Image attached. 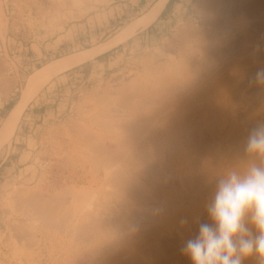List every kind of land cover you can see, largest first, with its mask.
I'll use <instances>...</instances> for the list:
<instances>
[{
  "label": "rangeland",
  "instance_id": "rangeland-1",
  "mask_svg": "<svg viewBox=\"0 0 264 264\" xmlns=\"http://www.w3.org/2000/svg\"><path fill=\"white\" fill-rule=\"evenodd\" d=\"M31 1L35 3L31 4ZM155 1L0 0V126L10 111L8 104H15L19 100L30 74L51 60L111 39L131 21L143 15ZM167 5L165 14L161 13L148 28L138 29L132 37L111 50L56 74L24 111L11 143L0 150V264H141L145 261V264H191L183 255L182 248L188 239L197 235L201 223L210 222L207 211L199 222L196 220L211 201L216 187V183H211L202 172L213 164L209 171L216 175L218 169L224 172L227 166L247 160L244 151L247 135L257 123L264 122V85L251 82L255 72L264 68V0H173L169 7ZM214 23L220 24L217 26L220 28L218 33L213 32ZM225 37L229 38V43L224 42ZM165 103L170 105L166 106ZM106 114L112 116L110 119H114V123H117V118L121 122L117 124L122 125V128L115 124L121 129L113 127V122L106 118ZM105 118L109 120V124L112 123L111 127H107L109 124ZM129 118L130 120H123ZM136 119L139 121L136 122ZM130 122L134 124L131 126ZM76 123L79 128H86L82 134L92 133L93 130L98 141L105 138L112 141V138L123 134L119 142L112 141L113 146L117 147L112 149L114 152L110 159L113 160L109 162L108 159L109 164L102 160L100 168L93 163L94 167L82 152L79 156H83V163H89L90 166L85 163L82 169V163L80 166L77 161L75 164L60 161L64 167L59 170L55 165L52 166L51 163L56 162L58 157L49 158L42 150L45 147L41 141H50L49 130L58 127L61 133L64 130L62 140L67 142L70 139V145H80L71 138L74 137L72 128ZM114 128L116 132H113ZM240 128L245 133L239 132ZM111 129L113 131H108ZM135 135L136 140H141L135 142ZM148 137L154 139L153 141L151 138L154 144L149 142L151 139ZM191 137L196 140V145H193L194 140L190 141ZM127 143L131 146L128 144L124 148ZM135 144L146 145L151 151L147 152L152 155L146 153L147 157L144 152L141 154L148 159H139L138 155L141 154L138 149V163L137 159L134 160L136 156L132 155L135 154L132 153ZM83 147L84 150L89 149L86 145ZM128 155H132L130 159H127ZM99 160L97 162L101 165ZM112 161L115 165L120 163L118 171L124 166V170L128 168L124 172L130 174L119 171L124 174L118 175L126 174L127 177H120H130L128 180H132L133 186L126 182L122 184L121 181L125 179L115 178L121 182L117 183L114 177L116 183L114 180L111 183L112 179L109 180V173L105 171L108 167L105 169L103 165L107 162L105 166H112ZM122 162L127 165L132 162L134 166L131 163L129 167L122 166ZM141 164L144 165L143 168H140ZM78 178L85 179L79 181ZM132 178L137 182L134 184L140 183L143 187L139 184V189L136 188ZM41 182L43 183L40 184ZM62 182L67 190L65 187L61 189ZM6 183L15 185V188L11 185L9 189H5ZM128 185L134 189H128ZM38 186L40 189L44 186V192L58 190L55 193H45L49 196L51 192L58 193L59 198L56 199L59 203L53 204L58 206H54L53 211L51 208L49 215L53 219L49 218V221L46 219L49 209L43 210L46 214L41 212L37 216L31 210V203L23 202L26 192L39 190ZM30 188L33 190L30 191ZM106 190L107 193L102 192ZM133 192L135 193L132 194ZM8 197L10 201L7 204L4 199ZM65 197L66 200L63 199ZM152 197H157L158 201H153ZM97 202L99 205H96ZM138 203H142L141 207ZM149 204L161 210L158 226L155 228L173 232L177 244L172 240L159 241V233L155 231L151 234L154 221L151 211L147 212V208L151 206ZM102 207L103 212L100 209ZM132 207L133 210L130 211ZM134 207H138L139 211ZM91 208L93 210L89 211ZM120 212L124 214L121 213V217ZM99 216H103V219ZM133 218L143 223L140 224ZM42 219L43 222L47 221L43 223ZM84 221L87 222L85 226ZM24 222L29 223L28 226ZM117 225H121L119 227L122 229ZM124 225L126 227H122ZM106 228L111 231L112 236ZM141 229L146 232L148 230V233L140 231ZM151 237L153 240L157 237L158 241H153ZM145 238L149 239L145 241ZM157 242L161 243L157 245ZM141 248L148 252H143ZM245 264L258 262L253 257L245 261Z\"/></svg>",
  "mask_w": 264,
  "mask_h": 264
},
{
  "label": "bare ground",
  "instance_id": "bare-ground-1",
  "mask_svg": "<svg viewBox=\"0 0 264 264\" xmlns=\"http://www.w3.org/2000/svg\"><path fill=\"white\" fill-rule=\"evenodd\" d=\"M168 1L169 0H156L152 5H151V7L143 14V15H141L140 17H138L136 20H133V21H131L127 26H125L124 28H122V30L120 31V32H118V34H116L114 37H112L111 39H109V40H107V41H105V42H102V43H100V44H97V45H94V46H92V47H90V48H86V49H82V50H79V51H77V52H74V53H71V54H68V55H65V56H62V57H59V58H56V59H54V60H51V61H49L48 63H46L45 65H43L42 67H40V68H38L36 71H34L32 74H30V76H29V78H28V81H27V84L24 86V88H23V93H22V95H21V97L19 98V100L14 104V106L11 108V110L9 111V113H8V115L6 116V118L3 120V122H2V125L0 126V150L4 147V146H6V145H9L10 143H11V141H12V138H13V136H14V134H15V132H16V130H17V127H18V124H19V122H20V119H21V117H22V115H23V113H24V111L26 110V108L28 107V105L30 104V102L34 99V97L38 94V92L42 89V87H44V85L46 84V83H48L56 74H58V73H60V72H62V71H65V70H67V69H69V68H72V67H74V66H77V65H79V64H82V63H84V62H87V61H89V60H92V59H94L96 56H98L99 54H102V53H104V52H106V51H108V50H111L112 48H114V47H116V46H118L119 44H121V43H123V42H125L126 40H128L130 37H132L135 33H136V31L138 30V29H146V28H148L150 25H152L157 19H158V17L161 15V13H162V11H163V9L165 8V6H166V4H168ZM29 2V4H30V1H28ZM34 4L35 3V1L33 2V1H31V4ZM24 4H25V2H24ZM26 5V4H25ZM37 8H38V6H37ZM36 8V9H37ZM40 8V7H39ZM213 9V8H212ZM215 9V8H214ZM257 9V8H256ZM216 10V9H215ZM40 11H41V9H40ZM39 11V12H40ZM257 11V10H256ZM38 12V11H37ZM214 13V12H213ZM212 14V13H211ZM40 15H41V13H40ZM44 15V14H43ZM215 15H217V13L215 14ZM203 16V15H202ZM213 15H211V17H212ZM261 16H263V15H261ZM217 17H218V15H217ZM258 17V16H257ZM260 17V16H259ZM205 18V17H204ZM213 18V17H212ZM207 19V18H206ZM206 19H205V21H206ZM209 19V18H208ZM207 19V20H208ZM215 19V18H214ZM213 19V20H214ZM219 19V18H218ZM223 19V18H222ZM217 20V19H216ZM215 20V21H216ZM226 20V19H225ZM264 20V19H263ZM263 20H261V21H263ZM209 21V20H208ZM208 21H206V23L208 22ZM220 21V19L218 20V22ZM226 21H228V20H226ZM230 21V20H229ZM259 21V20H258ZM210 23H211V21H209ZM213 22V21H212ZM217 22V23H218ZM257 22V21H256ZM217 23L215 24V26H214V24H212L213 26V32H215V33H218L220 30V28H218L219 27V25H217ZM229 23V22H228ZM227 24V23H226ZM226 24H225V26H226ZM256 24V23H255ZM259 25V24H258ZM218 26V27H217ZM221 27V26H220ZM258 27V26H257ZM222 28H224V25L222 26ZM223 38V37H222ZM222 38H221V40H222ZM227 39H229V38H224L223 40H224V42L226 41V42H228V40ZM231 39V38H230ZM263 39V38H262ZM213 40V39H212ZM222 40V41H223ZM264 41V40H263ZM224 42H222V44H225L226 45V43H224ZM221 43V42H220ZM229 43V42H228ZM224 45V46H225ZM222 47V46H221ZM222 49V48H221ZM222 51V50H221ZM225 55H227V54H225ZM228 59V58H227ZM225 62V61H224ZM218 72V71H217ZM214 73H216V72H214ZM14 83V82H13ZM167 103V102H166ZM166 103H165V105H166ZM172 104H173V102H171ZM162 104H164V103H162ZM162 104H161V106H162ZM164 105V106H165ZM167 105H170V103L169 104H167ZM166 105V106H167ZM163 106V107H164ZM159 107H160V105H159ZM162 108V107H161ZM174 110H175V107H174ZM108 111V110H107ZM110 114V113H109ZM107 115L106 116V118H109V120H111L112 121V119H110L112 116H114L113 114H110V115H112V116H110V115ZM115 114V113H114ZM117 114V113H116ZM139 114V113H138ZM176 114V113H175ZM125 115V114H124ZM127 115V114H126ZM100 116V115H99ZM108 116H110V117H108ZM128 116V115H127ZM127 116L125 117V118H127ZM140 116H141V114H140ZM140 116H138V118H140ZM239 116V115H238ZM115 117H116V115H115ZM119 117V116H118ZM123 117V116H122ZM133 117V116H132ZM132 117H130L131 119H132ZM136 117V116H135ZM141 117H144L145 118V116H141ZM100 118V117H99ZM102 118H104V117H102ZM105 118V120L107 121L108 119H106ZM114 118V117H113ZM120 118V117H119ZM130 118L129 119H123V120H130ZM101 119V118H100ZM140 119H142V118H140ZM241 119V118H240ZM94 119H92V121H93ZM109 120H108V124H109ZM121 120V119H120ZM95 121V120H94ZM93 121V122H94ZM103 120L101 119V122H102ZM105 121V122H106ZM132 121V120H131ZM139 121V120H138ZM137 121V119H136V122H138ZM242 121V120H241ZM77 122V121H76ZM101 122H98V123H101ZM113 124H112V126L114 127L115 125H118L117 123H119L118 122V120H117V118H116V122L117 123H114V119H113ZM125 122V121H124ZM135 122V123H136ZM143 122H145V120L143 121ZM235 122V121H234ZM237 122V121H236ZM104 124V123H103ZM111 124H109L107 127L109 128V126L111 125ZM115 124V125H114ZM120 124H121V122H120ZM118 125V126H122V125ZM130 124H131V122H130ZM129 124V125H130ZM134 124V122H132V124H131V126ZM235 124V123H234ZM78 125L79 124H75L74 125V127L72 128V133H73V136L74 137H72L71 136V138L73 139V140H75L77 143H80V145H78L77 146V144H76V142L74 143V144H76V145H70V139H67L68 141H69V143H67L65 140H62V136L61 135H63L62 133H63V131L64 130H62V133L60 132V130L58 129V127L56 128V129H51V130H49L50 132V137H51V140L49 141V140H42L41 141V143L44 145V149H42V150H44V152H46L47 154H48V156H49V158H52V156H55V157H58V160L56 159V162H53V161H50V162H53V163H51L52 164V166L53 165H55L56 166V169H61V167L63 168L64 166H63V164L61 163L62 161L65 163V162H76L77 161V163L78 164H80V166H81V163H82V166L80 167V168H82L83 166L85 167V163L86 162H84L83 163V161L84 160H82L83 159V156H79V154H82V152L84 153V154H86L87 155V157L90 159V163H92L91 165H93V163H95V165L97 164V168H100L99 166H102V160H105V161H107L108 159V161L110 162L111 160H113V159H110V156L111 155H113L112 154V152H114V150L112 151V149H114L113 147H117L116 145L115 146H113V142L112 141H117V142H119L118 140H121V136L123 135V134H121V136H117V135H115V136H117V137H115V136H113V137H115V139L114 138H112L113 140L112 141H108L109 139H106L105 137V135L103 136V138H105V139H101L102 137H101V135L99 136L98 135V137H100V141H98L95 137H96V135L93 133V130H91L92 131V133L90 132V133H86V134H82L83 133V130L85 129L86 130V128H79L78 127ZM101 125L102 124H100V126L99 127H101ZM107 125V124H106ZM128 125V126H129ZM145 125V124H144ZM149 125V124H148ZM241 125V124H240ZM118 126H115L116 128L118 127ZM130 126V127H131ZM135 126V125H134ZM146 126V125H145ZM144 126V127H145ZM247 126V125H246ZM107 127H106V129H107ZM111 127V126H110ZM120 127H118V128H120ZM248 127V126H247ZM122 128V127H121ZM120 128V129H121ZM129 128V127H128ZM132 128V127H131ZM139 128V127H138ZM148 128V127H147ZM146 128V129H147ZM246 128V127H245ZM249 128V127H248ZM71 129V128H70ZM130 129V128H129ZM134 129V128H133ZM133 129H131L132 130V132H133ZM136 129H137V127H136ZM139 129H141V128H139ZM150 129H151V127H150ZM114 130H115V128H114ZM119 130V129H118ZM138 130V129H137ZM136 130V131H137ZM154 129H152V131H153ZM243 130V128H240V129H238V131L240 132V131H242ZM108 131H113L112 129L111 130H108ZM129 131V130H128ZM142 131V130H141ZM141 131H139V132H141ZM144 131V130H143ZM146 131V130H145ZM148 131V130H147ZM150 131V130H149ZM66 132H68L67 130H66ZM89 132V131H88ZM113 132H116V130L115 131H113ZM130 132V131H129ZM151 132V131H150ZM149 132V133H150ZM154 132V131H153ZM98 133V132H97ZM105 133V132H104ZM124 133H126V132H124ZM137 133V132H136ZM236 133H237V130H236ZM242 133H245V132H243L242 131ZM67 134V133H66ZM71 134V133H70ZM134 134V133H133ZM143 134H144V132H143ZM156 134V133H155ZM191 134V133H190ZM239 134V133H238ZM68 135V134H67ZM130 136H132L131 134H129ZM128 135V136H129ZM149 135V134H148ZM151 135H152V133H151ZM108 136V135H107ZM136 136V135H135ZM144 136H146V133L144 134ZM68 137H69V135H68ZM109 137V136H108ZM141 137H142V135H141ZM157 137V136H156ZM155 137V141L157 140V142H158V139ZM63 138H64V136H63ZM70 138V137H69ZM117 138H119V139H117ZM127 138V137H126ZM136 138H137V136L135 137V138H133L134 139V141L135 142H138V141H140L139 139H137L136 140ZM142 138H144V137H142ZM146 138V137H145ZM144 138V139H145ZM149 139H151L150 137H148ZM153 138H154V136H153ZM152 138V139H153ZM191 138H193V137H191ZM191 138H189L190 139V141L192 140H194V138L193 139H191ZM228 138V137H227ZM132 139V140H133ZM152 139L149 141V142H152L153 143V141H154V139H153V141H152ZM188 139V138H187ZM188 139V140H189ZM51 143V145H49L50 143ZM115 141V142H116ZM123 141V140H122ZM134 141H132V142H134ZM147 141V140H146ZM53 142V143H52ZM85 142V143H84ZM114 142V143H115ZM123 142H125V141H123ZM129 143H130V140L128 141ZM131 142V143H132ZM189 142V141H188ZM194 143H193V145L195 144L196 145V140H194L193 141ZM46 143H49V144H46ZM129 143H127V145H126V147H124V148H127V146H128V144ZM54 144V145H53ZM83 144V145H82ZM124 144V143H123ZM125 144H126V142H125ZM149 144V143H148ZM154 144V143H153ZM84 145H86V146H88L89 147V149H87V150H84L85 148L83 147ZM121 145H122V143H121ZM136 145V144H135ZM133 146V151H132V153H135V154H132L133 155V157L134 156H136L135 157V159L134 160H138V156H139V159H141V158H143V157H148V155H152L151 153L149 154V152H151V151H149L146 147V145H144V146H142V144H138L140 147H138V145H136V146ZM156 145V144H155ZM155 145H154V147H155ZM158 145H159V143H158ZM157 145V146H158ZM71 146V147H70ZM129 146H131V144H129ZM191 146V145H190ZM47 147H50V149H48ZM69 147V148H68ZM83 147V149H81V148ZM135 147V148H134ZM136 147H137V149H136ZM194 147V146H193ZM119 148V147H118ZM150 148V147H149ZM153 148V147H152ZM151 148V149H152ZM53 149V150H52ZM79 149H81L80 151H79ZM123 149V148H122ZM138 149H139V151H142V152H139L138 151ZM141 149V150H140ZM143 149H145V151L143 150ZM79 152H78V151ZM91 150H92V152H91ZM116 150V149H115ZM136 150V151H135ZM118 151V150H117ZM120 151V150H119ZM121 151H124V150H121ZM125 151H126V149H125ZM137 151H138V153L139 154H141V153H144L145 152V155L146 156H144L143 154H141V156L140 155H138L137 156ZM147 151H149V152H147ZM130 152V151H129ZM155 152V151H154ZM223 152V151H222ZM41 154H42V152H40ZM75 153H76V155H75ZM111 153V154H110ZM116 153V152H115ZM114 153V154H115ZM148 155H147V154ZM224 153V152H223ZM39 154V153H38ZM120 154V153H119ZM126 154H128V153H125V155ZM123 155V154H122ZM121 155V156H122ZM130 155V154H129ZM128 155V158L127 159H130L131 158V156H129ZM155 156V155H154ZM54 157V158H55ZM79 157H82V158H79ZM125 157V156H124ZM130 157V158H129ZM132 157V158H133ZM141 157V158H140ZM146 157V159H148ZM96 158V159H95ZM101 158V159H100ZM111 158H113V156L111 157ZM114 158H115V156H114ZM152 158V157H151ZM150 158V159H151ZM76 159H79L80 160V162H79V160H76ZM93 159H94V161H93ZM100 159V160H99ZM123 159V158H122ZM121 159V160H122ZM125 159V158H124ZM123 159V160H124ZM126 159V160H127ZM154 158H152V160H153ZM195 159V158H194ZM54 160V159H53ZM86 161L88 160V159H85ZM99 160V162H100V164L101 165H99L98 164V161ZM115 160H117L116 158H115ZM125 160V161H126ZM151 160V161H152ZM61 161V162H60ZM92 161V162H91ZM107 161V162H108ZM124 161V162H125ZM139 161L140 160H138V163H139ZM150 161V160H149ZM148 161V162H149ZM154 161V160H153ZM49 162V163H50ZM89 162V161H88ZM107 162L106 163H104V167H105V169L107 168V170H105L106 171V173H107V171H108V173H109V180H111L112 182V184H113V180L115 179V178H119V179H125L124 181H121L122 182V184H123V182H124V184H125V182L126 183H128V184H130L131 183V179L130 180H128L130 177H128V179L127 178H121V177H125V175L128 173V172H124L126 169H128L127 167H126V169L124 170V168H125V166L121 169V170H119L120 172L121 171H123L124 173H126L124 176L123 175H118V174H124L123 172L122 173H119V171H118V169H119V164H117V165H115V164H112V163H114V161H112L110 164H112V166L110 165H107V166H105V164H107ZM109 162H108V164H109ZM124 162H122V166L123 165H126V166H130V165H133L132 164V162H128V165H127V163L125 164ZM134 162V161H133ZM145 162H147V161H145ZM47 163V162H46ZM77 163H76V166H77ZM129 163H131L130 165H129ZM135 163V162H134ZM142 163V162H141ZM151 163V162H150ZM155 163V162H154ZM153 163V164H154ZM195 163V162H194ZM209 163V162H208ZM75 164V163H74ZM86 164H88V166H90V164L89 163H86ZM144 164V163H143ZM143 164H141V167L140 168H143L144 167V165ZM149 164V163H148ZM152 164V165H153ZM49 165V164H48ZM67 165V164H66ZM73 165V164H72ZM72 165H71V167H72ZM142 165H143V167H142ZM145 165H146V163H145ZM152 165H151V167H152ZM196 165V164H195ZM208 165V164H207ZM213 165V164H212ZM211 164H210V167L209 168H206V169H204L205 170V172H202V173H205V174H203V175H205L204 177L206 178V179H208V180H210V182L211 183H217V181H218V178H220L222 175H223V171L221 170V169H218L219 170V172L216 174V175H212L213 173H212V171H209V169H212V166ZM52 166H50L51 167V169L52 170H54L53 168H52ZM94 166V165H93ZM134 166V165H133ZM137 166H138V164H137ZM147 166V165H146ZM154 166V165H153ZM209 166V165H208ZM208 166H205V167H208ZM42 167V166H41ZM49 167V166H48ZM66 167V166H65ZM79 167V166H78ZM92 167V166H91ZM95 167V166H94ZM136 167V166H135ZM148 167V166H147ZM193 167V166H192ZM204 167V168H205ZM89 167H87V169H88ZM93 168V167H92ZM134 168V167H133ZM139 168V169H140ZM153 168V167H152ZM151 168V169H152ZM66 169V168H65ZM83 169V168H82ZM90 169V168H89ZM131 169V168H130ZM197 169V168H196ZM50 170V169H49ZM58 170H55L56 172H58ZM63 170V169H62ZM69 170V169H68ZM72 170V169H71ZM91 170V169H90ZM94 170H95V168H94ZM100 170V169H99ZM102 170V169H101ZM136 170V169H135ZM138 170V169H137ZM142 170V169H141ZM147 170V169H146ZM194 170V169H193ZM192 170V171H193ZM96 171V170H95ZM129 171H131V170H129ZM155 171V170H154ZM77 172H78V170H77ZM76 172V173H77ZM80 172H81V170H80ZM90 172H92V171H90ZM94 172V171H93ZM134 172V171H133ZM194 172V171H193ZM53 173V172H52ZM60 173H61V170H60ZM71 173V172H70ZM75 173V175H77ZM140 173V172H139ZM55 174H58V173H55ZM61 174H63V172L61 173ZM86 174V173H85ZM84 174V175H85ZM105 174V172L103 173V175ZM128 174H130V173H128ZM135 174H137V173H135ZM87 175V174H86ZM85 175V176H86ZM102 175V176H103ZM107 175V174H106ZM74 176V175H73ZM89 176V175H88ZM101 176V177H102ZM117 176V177H116ZM121 176V177H120ZM131 176H133V174L131 175ZM138 176H139V174H138ZM56 177V176H55ZM78 176H76V178H77ZM81 177V176H80ZM82 177H84V176H82ZM108 177H107V181H108ZM113 177H114V179H113ZM126 177H127V175H126ZM143 177V176H142ZM148 177V176H147ZM150 177V176H149ZM148 177V178H149ZM204 177H203V179H204ZM47 178V177H46ZM106 178V177H105ZM111 178V179H110ZM147 178V179H148ZM59 179V178H58ZM79 179V181H83L84 179L83 178H78ZM86 179H87V177H86ZM126 179L128 180V181H130V182H128V181H126ZM133 179V184L136 182L135 180H134V178H132ZM116 180V179H115ZM115 180H114V182H115ZM145 180H146V178H145ZM205 180V179H204ZM41 181V180H40ZM65 181V180H64ZM73 181V180H72ZM117 181V183L119 182V183H121L120 182V180L118 181V180H116ZM48 182V181H47ZM140 182H142V181H140ZM203 182H205V181H203ZM209 182V183H210ZM43 182H41L40 184H42ZM52 183V182H51ZM57 183H58V181H57ZM63 183V182H62ZM103 183V182H102ZM105 183H106V181H105ZM116 183V182H115ZM137 183V182H136ZM210 183V184H211ZM37 184H38V182H37ZM49 184V183H48ZM56 184V183H55ZM59 184V183H58ZM70 184V183H69ZM101 184V183H100ZM107 184H108V182H107ZM140 184V183H139ZM139 184L137 185V184H134V186L136 185V188H138L139 187ZM12 186H14V188H15V185H13V184H11ZM10 185V183H6L5 185H4V187H5V189H9V187L11 186ZM74 185V184H73ZM109 185H111V184H109ZM121 185V184H120ZM120 185H118V187L120 186ZM131 185H132V183H131ZM129 186L128 185V189L131 187V188H133L134 189V187H132V186ZM142 187H143V185L142 184H140ZM18 186V185H17ZM46 186V185H45ZM63 187L61 188V189H63L64 187L66 188V190H67V187H66V185H64V183H63V185H62ZM100 186V185H99ZM101 186H102V184H101ZM125 186V185H124ZM127 186V185H126ZM36 187V186H35ZM47 187V186H46ZM61 187V186H60ZM115 187V186H114ZM13 188V189H14ZM39 190H36V191H32L31 190V188H30V191H32V192H26L27 193V195H25L24 197L22 196V192H23V190L22 191H20L21 193L19 194V195H21L23 198H24V203H31V207H29V208H31V210H33L32 212L34 213V215H37V216H39V214L41 213V212H43V210L45 209V210H47V209H49L48 211V214H46V212H43V214H46L47 216H46V219L48 220L49 218H51L52 217V215H51V217H50V215H49V213H51L50 211H51V208H53L52 209V211L55 209L54 208V206H58V205H54L53 206V204H58L59 203V201L57 202V200L56 199H59V198H57V194H53V193H55V191L57 192L58 190H55L54 192L52 191V190H49V191H52L51 192V194H50V196L48 195V193H49V191H46V192H48L47 194H45L46 192H44V190H43V188L44 189H46L44 186L43 187H41V189L39 188V186L37 187ZM49 188H51L50 186H49ZM52 188H54V187H52ZM75 188V187H74ZM97 188H98V186H97ZM96 188V189H97ZM100 188V187H99ZM122 188H123V186H122ZM136 188H135V190H136ZM59 189V188H58ZM120 189V188H119ZM139 189V188H138ZM146 189V188H145ZM17 190V189H16ZM74 190H77L76 188L74 189ZM101 190V189H100ZM124 190V189H123ZM125 190H127V189H125ZM25 191V190H24ZM65 191V190H64ZM83 191V190H82ZM81 191V192H82ZM93 191H95V190H93ZM109 191V190H108ZM128 191V190H127ZM131 191V190H130ZM134 191V190H133ZM142 191V190H141ZM140 191V193H142ZM84 192V191H83ZM101 193V191H97V193ZM102 192H106L107 193V190L106 191H102ZM74 193V192H73ZM91 193V192H90ZM106 193H105V195H106ZM135 192H133L132 194H134ZM66 194V193H65ZM81 194H84V193H81ZM131 194V193H130ZM130 194L128 195V196H130ZM139 194V193H138ZM78 195V194H77ZM88 195V194H87ZM146 195V194H145ZM12 195L10 194V197H11ZM79 196V195H78ZM77 196V197H78ZM100 196V195H99ZM139 196V195H138ZM144 196V195H143ZM64 197V196H63ZM82 197V196H81ZM85 197H86V195H85ZM89 197V196H88ZM147 197V196H146ZM83 198H84V196H83ZM82 198V199H83ZM91 198H93L92 196H91ZM97 198H99V197H97ZM103 198V197H102ZM104 198H105V196H104ZM107 198H109V197H107ZM130 198H132V197H130ZM135 198V197H134ZM133 198V199H134ZM141 198V197H140ZM9 199V197L7 198V199H4L5 201L7 200V204H8V202L10 201V200H8ZM22 199V198H21ZM62 199V198H61ZM63 199H65L66 200V197L65 198H63ZM78 199V198H77ZM81 199V198H80ZM79 199V200H80ZM101 199V198H100ZM126 199V198H125ZM147 199V198H146ZM150 199V198H149ZM13 200V199H12ZM56 200V201H55ZM64 200V201H65ZM79 200H77V204H78V201ZM95 201H96V199H94ZM98 200V199H97ZM108 200V199H107ZM109 200H110V198H109ZM130 200V199H129ZM152 200L153 201H155V202H157L158 201V198L156 197H152ZM62 201V200H61ZM73 201H75V200H73ZM90 201H91V199H90ZM95 201H94V203H95ZM99 201H101V200H99ZM103 201V200H102ZM106 201V200H105ZM104 201V202H105ZM111 202V201H110ZM110 202H108V203H110ZM127 202V201H126ZM134 202V201H133ZM21 203V202H20ZM60 203H64V202H60ZM65 203H66V201H65ZM65 203H64V205H65ZM91 203V202H90ZM93 203V202H92ZM91 203V204H92ZM93 203V204H94ZM100 203V202H99ZM103 203V202H102ZM107 203V202H106ZM105 203V204H106ZM113 203V202H112ZM111 203V204H112ZM98 204V202L96 203V205ZM114 205H115V203H113ZM117 204V203H116ZM127 204V203H126ZM133 204H135V203H133ZM136 204H137V202H136ZM139 204V203H138ZM142 203H140L138 206H140ZM24 205V204H23ZM60 205V204H59ZM62 205V204H61ZM63 205V206H64ZM71 205V204H70ZM95 205V206H96ZM99 205V204H98ZM101 206H103L102 204H100ZM119 205V204H118ZM132 205V204H131ZM149 205H151V204H149ZM149 205H147V207L149 206ZM62 206V207H63ZM94 206V207H95ZM120 206V205H119ZM123 206V205H122ZM125 206V205H124ZM134 206V205H133ZM146 206V205H145ZM144 206V207H145ZM20 207V206H19ZM60 207V206H59ZM93 207V208H94ZM97 207V209H99L98 207L99 206H96ZM109 207V206H108ZM118 207V206H117ZM121 207V206H120ZM128 207V206H127ZM129 207H130V205H129ZM128 207V208H129ZM141 207V206H140ZM143 206H142V209L144 208ZM146 207V208H147ZM151 207V208H150ZM13 208V207H12ZM28 208V207H27ZM58 208V207H57ZM71 208V207H70ZM110 208H112V205H111V207ZM122 208V207H121ZM124 209H125V207H123ZM134 208H136V207H134ZM21 209V208H20ZM67 209V208H66ZM96 209V210H97ZM100 209H102V212H103V207L102 208H100ZM107 209L108 208H106V212H107ZM116 209V208H115ZM114 209V210H115ZM118 209V208H117ZM120 209V208H119ZM131 209V208H130ZM145 209V208H144ZM148 209V210H147ZM146 210H147V212L149 211H151V213H152V215H153V220L152 221H154V228L153 227H151V229L150 228H148L147 227V229H149V230H151V234L155 231L156 233H159V236H157V235H155V236H157L156 238L159 240V241H164V242H166V241H173L175 244H177V242H176V240H175V236H174V234H172L173 232H171L170 233V230L167 232V230L166 229H164V228H155V226H158V219H159V215H160V211L161 210H159V208L158 207H152V205L151 206H149V208H147ZM150 209V210H149ZM25 210V209H24ZM29 210V209H28ZM89 210V209H88ZM93 209L91 208V210H89V211H92ZM112 209H110V211H111ZM133 210V207H132V209L130 210V211H132ZM136 210H138V207L136 208ZM13 211V210H12ZM93 211H95V208H94V210ZM109 211V210H108ZM117 211H119V210H117ZM128 211V209L126 210V212ZM139 211V210H138ZM142 211V210H141ZM36 212H38V214L36 213ZM84 212V211H83ZM86 212V211H85ZM97 211H95V213H96ZM100 212H101V210H100ZM101 212V214H103ZM105 212V213H106ZM135 212V211H134ZM137 212V211H136ZM144 213H145V210L143 211ZM205 212H206V209H204L203 211H202V213L198 216V218H197V220H196V222H199L200 221V219L202 218V216L205 214ZM82 213V212H81ZM93 214H94V212H92ZM112 213V212H111ZM122 212H120L119 214H121ZM129 213V212H128ZM139 213V212H138ZM137 213V215H139ZM141 213V212H140ZM27 214V213H26ZM107 214V213H106ZM110 214V213H109ZM115 214V213H114ZM123 214V213H122ZM120 215V217L121 216H123V215ZM127 214V213H126ZM125 214V215H126ZM132 214H136V213H132ZM41 215V214H40ZM87 215H88V213H87ZM98 214H96V216H97ZM130 215H131V212H130ZM23 216V215H22ZM25 216V215H24ZM80 216V215H79ZM136 216V215H135ZM143 216H146V215H143ZM35 217V216H34ZM101 216H99V218H100ZM103 217V216H102ZM101 217V220L103 219ZM118 217H119V215H118ZM127 217H128V215H127ZM42 218V217H41ZM92 218V217H91ZM108 218V217H107ZM125 218V217H124ZM124 218H122V219H124ZM129 218H131V217H129ZM137 218V217H136ZM136 218L134 219V220H136ZM138 218H140V217H138ZM43 219H44V216H43ZM43 219H42V222H43ZM45 219V220H46ZM51 219H53V218H51ZM89 220H90V215H89V218H88ZM109 219V218H108ZM126 219V218H125ZM124 219V220H125ZM20 220V219H19ZM21 220H22V218H21ZM33 220V219H32ZM31 220V221H32ZM46 220V221H47ZM86 221H88L87 219H85ZM112 220H113V218H112ZM127 220V219H126ZM46 221H44V222H46ZM49 221V220H48ZM77 221V220H76ZM86 221H84V222H86ZM92 221V220H91ZM100 221V220H99ZM104 221H105V219H104ZM130 221H131V219H130ZM41 222V223H42ZM43 222V223H44ZM115 222H116V220H115ZM121 222V221H120ZM136 222H138L137 220H136ZM135 222V223H136ZM163 222V221H162ZM25 223V222H24ZM31 223V222H30ZM51 223V222H50ZM76 223H78V222H76ZM93 223V222H92ZM96 223V222H95ZM106 223V222H105ZM108 223V222H107ZM119 222H117V224H118ZM123 223V222H122ZM126 223V222H125ZM128 223V222H127ZM133 223H134V221H133ZM138 223H140V220H139V222ZM137 223V224H138ZM141 223H143V221L141 222ZM140 223V224H141ZM145 223H146V221H145ZM26 224V223H25ZM24 224V225H25ZM27 224H29V223H27ZM26 224V226H28ZM47 224H48V222H47ZM80 224V223H79ZM101 224V223H100ZM111 224V223H110ZM121 224V223H120ZM130 224V223H129ZM132 224V223H131ZM136 224V225H137ZM22 225V224H21ZM33 225V224H32ZM41 225V224H40ZM51 225H52V223H51ZM58 225V224H57ZM84 226L85 225H87V222H86V224L84 223L83 224ZM102 225H103V223H102ZM108 226H109V224H107ZM128 225V224H127ZM139 225V224H138ZM137 225V226H138ZM19 226V225H18ZM106 226V225H105ZM107 226V227H108ZM118 226V225H117ZM119 226H121V225H119ZM118 226V227H119ZM136 226V227H137ZM23 227H25V226H23ZM75 227V226H74ZM94 227V226H93ZM116 227V226H115ZM122 227H126L125 225L124 226H122ZM132 227H133V225H132ZM84 228V227H83ZM82 228V229H83ZM128 228H129V226H128ZM28 229H29V227H28ZM38 229V228H37ZM87 229V228H86ZM107 229V228H106ZM114 229V228H113ZM119 229H122L121 227H119ZM118 229V230H119ZM127 229V228H126ZM130 229H131V227H130ZM129 229V230H130ZM153 229H155V230H153ZM158 230V232H157V230ZM84 230V229H83ZM134 230V229H133ZM19 231V230H18ZM91 231V230H90ZM107 231H108V229H107ZM126 231V230H125ZM135 231V230H134ZM140 231H143L144 233L146 232V231H144V230H140ZM139 231V232H140ZM28 232H30V231H28ZM80 232H82V231H80ZM109 233L111 232V231H108ZM119 232H122V231H119ZM118 232V233H119ZM124 232V231H123ZM122 232V233H123ZM150 232V231H149ZM154 232V233H155ZM88 233H90V232H88ZM117 233V234H118ZM126 233V232H125ZM124 233V234H125ZM128 233V232H127ZM136 233V232H135ZM146 233H148V230H147V232ZM176 233V232H175ZM24 234V233H23ZM87 234V233H86ZM91 234V233H90ZM123 234V235H124ZM134 234V233H133ZM132 234V235H133ZM150 234V233H149ZM150 234V235H151ZM43 235V234H42ZM82 235V234H81ZM110 235H111V233H110ZM119 235V234H118ZM122 235V236H123ZM127 235V234H126ZM112 236V235H111ZM120 237V239H121V235H119ZM134 236H136V235H134ZM140 236V235H139ZM141 236H142V234H141ZM143 236H144V234H143ZM147 237H148V235H146ZM177 236H178V234H177ZM180 236V235H179ZM178 236V237H179ZM21 237V236H20ZM79 237V236H78ZM77 237V238H78ZM89 237V236H88ZM91 237V236H90ZM128 237H129V235H128ZM131 237V236H130ZM133 237V236H132ZM34 238V237H33ZM142 238V237H141ZM154 238V237H153ZM155 238V239H156ZM137 239V238H136ZM139 239V238H138ZM146 239V238H145ZM147 239H149V238H147ZM147 239L145 240V241H147ZM151 239H152V237H151ZM150 239V240H151ZM154 239V240H155ZM156 239V241H158ZM122 240V239H121ZM130 240V239H129ZM133 240V239H132ZM140 240V239H139ZM153 240V239H152ZM153 240V241H154ZM171 241V242H172ZM137 243V242H136ZM146 243H150V242H146ZM156 243V242H155ZM158 243L159 242H157V245H158ZM161 243V242H160ZM159 243V244H160ZM173 243V244H174ZM152 244H154V243H152ZM163 244V243H162ZM138 245V244H137ZM149 245V244H148ZM147 245V246H148ZM144 246H145V244H144ZM162 246H164V245H162ZM138 247H139V245H138ZM149 247V246H148ZM147 247V248H148ZM173 247H174V245H173ZM144 248V247H143ZM154 248V247H153ZM175 249H177V245H176V248ZM129 250V249H128ZM141 250L143 251V249L141 248ZM150 250V249H149ZM162 250H164V247H163V249ZM147 251V250H146ZM146 251H143V252H146ZM133 252V251H132ZM137 252V251H136ZM148 252V251H147ZM135 253V252H134ZM150 253V252H149ZM158 253V252H157ZM157 253H156V255H157ZM131 254V253H130ZM155 255V256H156ZM146 256V255H145ZM159 256H160V254H159ZM139 257V256H138ZM137 257V258H138ZM130 258H132V257H130ZM142 258V257H141ZM152 258V257H151ZM157 258H158V256L156 257V260H157ZM147 259V258H146ZM149 259V258H148ZM161 259V258H160ZM152 260V259H151ZM155 260V259H154ZM155 260V261H156ZM131 261V260H130ZM140 261V260H139ZM158 261V260H157ZM134 262V261H133ZM146 262V261H145ZM145 262L143 263V264H145ZM141 263V264H142ZM155 263V262H154ZM159 263H160V261H159ZM133 264V263H132ZM148 264H149V262H148ZM151 264H153V263H151ZM156 264V263H155ZM162 264H163V262H162Z\"/></svg>",
  "mask_w": 264,
  "mask_h": 264
},
{
  "label": "clouds",
  "instance_id": "clouds-1",
  "mask_svg": "<svg viewBox=\"0 0 264 264\" xmlns=\"http://www.w3.org/2000/svg\"><path fill=\"white\" fill-rule=\"evenodd\" d=\"M252 83L264 85V68ZM247 160L227 166L206 205L210 222L201 223L182 253L191 264H264V122L248 133Z\"/></svg>",
  "mask_w": 264,
  "mask_h": 264
},
{
  "label": "trees",
  "instance_id": "trees-1",
  "mask_svg": "<svg viewBox=\"0 0 264 264\" xmlns=\"http://www.w3.org/2000/svg\"><path fill=\"white\" fill-rule=\"evenodd\" d=\"M173 2V0H170L169 2H168V5H167V7H169L170 5H171V3ZM167 10V8H165V10L162 12V15H164L165 14V11ZM13 102H10L9 104H8V110H10L12 107H13Z\"/></svg>",
  "mask_w": 264,
  "mask_h": 264
},
{
  "label": "crops",
  "instance_id": "crops-1",
  "mask_svg": "<svg viewBox=\"0 0 264 264\" xmlns=\"http://www.w3.org/2000/svg\"><path fill=\"white\" fill-rule=\"evenodd\" d=\"M14 106V105H13ZM11 110V109H10Z\"/></svg>",
  "mask_w": 264,
  "mask_h": 264
}]
</instances>
